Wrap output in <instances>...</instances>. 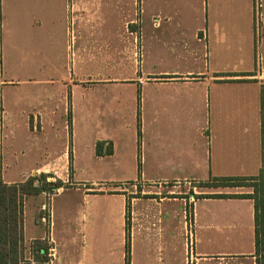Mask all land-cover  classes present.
<instances>
[{"label": "crops", "instance_id": "1", "mask_svg": "<svg viewBox=\"0 0 264 264\" xmlns=\"http://www.w3.org/2000/svg\"><path fill=\"white\" fill-rule=\"evenodd\" d=\"M254 1L0 0V142L10 105L15 138L63 122L67 145L24 170H74L73 126L87 123L93 164L117 174L93 180L85 195L102 194L90 192L98 184H129L131 193L104 194L109 214L49 210L31 220L25 196V258L41 240L49 264H125L127 219L138 237L129 264H256L249 184L264 168V76L255 71ZM106 107L112 136L95 127Z\"/></svg>", "mask_w": 264, "mask_h": 264}, {"label": "rangeland", "instance_id": "2", "mask_svg": "<svg viewBox=\"0 0 264 264\" xmlns=\"http://www.w3.org/2000/svg\"><path fill=\"white\" fill-rule=\"evenodd\" d=\"M255 15H254V48H255V71L263 73L264 76V0H255ZM262 69V70H261ZM255 72V73H256ZM107 90L110 89V84H107ZM12 89L5 87L3 89L4 102L7 104L10 100ZM140 97V96H139ZM138 97V100H139ZM13 107L10 105L6 107L7 112L10 113L9 121L6 122V128L4 129L2 140L0 142V175L5 180H16L21 178L23 181L27 178H35L38 183L48 182L49 184L61 181L63 186L71 187L65 188L56 194H53L57 190L44 191V196L39 194L26 195L25 199V214H28V220L32 218H39L38 214H109L110 202L108 197L104 194H117V193H128L130 188L129 184H122L116 189H125L127 191H116L115 184L95 185L92 193H102L100 195H85L86 187H90V182L95 179H101L104 181L110 180L112 176L117 174L114 170L110 169L107 165L96 166L92 162V155L88 149L89 135L85 132V128L88 127L87 123H75L73 131L75 135L72 137V145L74 150V162L73 168L68 164H55L49 167L46 171H35L27 172L24 170L28 165L38 164L42 159L54 154L56 150H61L67 145V132L64 129L63 122H56L53 128L48 126L43 130V134L36 138H15L16 129L14 125L16 122L12 119L11 112ZM113 108L106 107L102 108V114L99 122L95 123L97 127V133L100 135L113 134V125L117 122L112 116ZM130 114L124 108L121 117L125 119L123 124L126 129L129 126L127 121H130ZM8 116V114H7ZM141 110L138 103L137 111V123L140 124ZM63 120V119H62ZM120 123V122H119ZM139 135L140 130L138 129ZM44 134L47 137H44ZM53 135V137H51ZM141 141L137 142L136 158L139 162L138 169L134 170L133 175L138 176L140 173V160H141ZM125 173V172H122ZM45 174V177L42 175ZM1 178V179H2ZM199 186L198 183H190L189 187ZM192 189V188H191ZM190 189V190H191ZM141 189L136 187L132 195H140ZM151 188L150 191H153ZM41 204H43V210H40ZM50 210V212H49ZM57 218V215H56ZM57 223V221H56ZM40 227L38 230L44 229L45 225L39 223ZM56 232L58 231V223L56 224ZM137 236L130 235V245L135 242L137 243ZM61 244V242L59 243ZM130 248V247H129ZM61 248H59L60 251ZM130 258V256H129Z\"/></svg>", "mask_w": 264, "mask_h": 264}, {"label": "trees", "instance_id": "3", "mask_svg": "<svg viewBox=\"0 0 264 264\" xmlns=\"http://www.w3.org/2000/svg\"><path fill=\"white\" fill-rule=\"evenodd\" d=\"M100 143L96 145L99 149ZM108 152L111 151L110 143ZM45 177V174L42 175ZM236 179V180H233ZM238 178H221L222 185H244ZM249 185L254 192L250 195L254 199V225H255V255L256 264H264V168ZM233 180L234 182H230ZM205 185V184H203ZM63 186L61 181L44 184L27 178L21 182L4 183L0 179V264H49V248L47 242L35 240L31 246V260L24 256L23 246V200L26 195L38 194L49 190L50 192ZM226 194H215V197H224ZM238 196L249 197L248 194ZM129 214V207L126 211ZM127 218V216H126ZM129 221L126 219V257L125 264H129Z\"/></svg>", "mask_w": 264, "mask_h": 264}]
</instances>
